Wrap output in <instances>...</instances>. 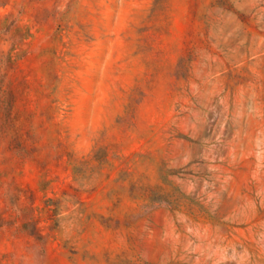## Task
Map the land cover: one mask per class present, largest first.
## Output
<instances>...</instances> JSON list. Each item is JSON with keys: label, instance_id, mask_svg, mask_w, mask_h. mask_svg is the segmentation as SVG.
I'll use <instances>...</instances> for the list:
<instances>
[{"label": "rangeland", "instance_id": "1", "mask_svg": "<svg viewBox=\"0 0 264 264\" xmlns=\"http://www.w3.org/2000/svg\"><path fill=\"white\" fill-rule=\"evenodd\" d=\"M0 264H264V0H0Z\"/></svg>", "mask_w": 264, "mask_h": 264}]
</instances>
